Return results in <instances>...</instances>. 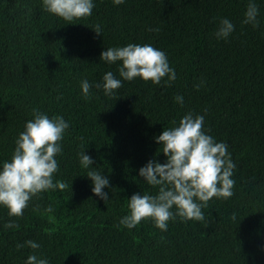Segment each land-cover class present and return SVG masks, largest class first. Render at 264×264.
<instances>
[{
  "label": "trees",
  "instance_id": "obj_1",
  "mask_svg": "<svg viewBox=\"0 0 264 264\" xmlns=\"http://www.w3.org/2000/svg\"><path fill=\"white\" fill-rule=\"evenodd\" d=\"M0 264H264V0H0Z\"/></svg>",
  "mask_w": 264,
  "mask_h": 264
},
{
  "label": "clouds",
  "instance_id": "obj_2",
  "mask_svg": "<svg viewBox=\"0 0 264 264\" xmlns=\"http://www.w3.org/2000/svg\"><path fill=\"white\" fill-rule=\"evenodd\" d=\"M187 149H188V152H190V153L197 152V150H196V136L193 138L192 141L187 143Z\"/></svg>",
  "mask_w": 264,
  "mask_h": 264
}]
</instances>
